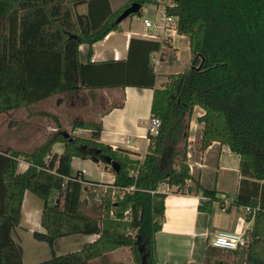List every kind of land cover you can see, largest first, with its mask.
I'll return each instance as SVG.
<instances>
[{
	"label": "trees",
	"instance_id": "1",
	"mask_svg": "<svg viewBox=\"0 0 264 264\" xmlns=\"http://www.w3.org/2000/svg\"><path fill=\"white\" fill-rule=\"evenodd\" d=\"M133 3L140 9L129 17L159 4L130 0L113 11L110 0H0V114L26 109L31 117L44 115L33 105L54 95L137 87L154 90L151 113L161 120L158 133L148 134L143 160L99 141L101 119L73 124L74 130L91 131L90 138L59 130V123L39 145L0 147V264H24L23 248L12 232L21 223L26 190L44 202L45 231L33 236L52 249L50 259L34 264H91L124 247L135 264H159L156 233L163 227L166 199L161 185L201 191L207 200H201L200 211L209 212L214 201L224 200L199 181L185 191L193 179L188 153L196 108L204 112L198 117L203 124L200 150L219 142L239 157L243 179L230 201L255 209L247 214L253 227L246 233L243 264H264V0H172L166 5V14L177 18L176 31L189 37L191 65L168 75L160 88L153 57L169 54L168 40L131 38L125 59L80 58L81 45L91 47L118 30V18ZM82 5L86 13L78 12ZM123 105L124 96L106 110ZM56 144L63 146L62 153L53 151ZM74 157L104 164L114 172V183L98 192L101 183L87 180L81 171L72 174ZM20 158L30 163L22 173ZM108 159L119 165L118 172ZM248 183L251 188L244 191ZM62 190V199L52 203L54 193ZM74 234L100 237L78 252L56 255L55 241Z\"/></svg>",
	"mask_w": 264,
	"mask_h": 264
},
{
	"label": "crops",
	"instance_id": "2",
	"mask_svg": "<svg viewBox=\"0 0 264 264\" xmlns=\"http://www.w3.org/2000/svg\"><path fill=\"white\" fill-rule=\"evenodd\" d=\"M110 3L112 10L117 11L127 2L122 5L116 3V6L112 0H110ZM79 7H83L82 10L78 8L79 13L87 12L86 5ZM144 18L155 21L150 17V11L142 12L141 16L128 17L121 23L118 30L111 32L104 40L94 44L92 53H90L88 45H81V61L87 62L89 58L92 61L125 59L128 54L130 39L143 38L141 34L145 31ZM169 32L171 34L168 38L170 43L169 54L164 55V59L166 56L169 59L176 56L178 61L184 57L191 62L189 37L178 33L176 30H170ZM165 62L163 60V69L161 70V75L164 77L162 78L157 74L156 88H160L167 83L168 75L189 68L171 72V69L174 67L176 69L183 63L166 65ZM112 92L120 95V99L124 96V105L110 111L106 110L107 107L103 110L99 118L103 123V131L99 141L110 145L113 149L121 148L125 150L133 159L143 160L149 147L148 123L152 115L151 107L154 90L126 87L124 90L117 89L112 90ZM200 110L202 113H199L198 116L204 113L202 109ZM193 126L198 129V124L195 123L194 125V121L191 128ZM191 130L188 164L193 179L187 181L185 191L189 187H194V181H199L203 187L215 189L216 195L220 199L227 195L230 197L236 196L240 191L243 179L239 170V157L228 146L219 142H213L205 150H200L196 134L194 133L192 136L193 131ZM200 135L202 136V132ZM10 145H3V147H17ZM232 162L233 165H231ZM29 165L28 160L20 158L18 172H24ZM71 168L73 175L81 171L87 180L101 183L98 185V192L105 191L107 186L112 185L115 181V174L110 168H106L104 164L96 163L91 159L74 157ZM249 184L243 185L244 191L251 188ZM159 189L166 194L163 227L162 230L156 233V257L159 264H243V252L236 253L232 250H222L211 245V240L220 231L247 233L252 229L253 218L248 220V215L244 214L242 207L231 203L226 210H223L222 203L214 201L209 212L200 211L198 207L203 196L201 191L183 192L178 191L176 187H169L165 184L161 185ZM63 195L64 190L54 193L53 196L57 201L59 197L62 199ZM43 207L44 202L42 199L29 190L25 191L21 223L12 232L14 240L23 248L24 264H34L52 257V249L48 243L38 241L33 236L35 231H45L41 225ZM99 237V234L65 236L55 241L53 251L58 256L78 252L85 245L94 243ZM227 252L229 256L224 255ZM91 264L135 263L131 250L124 247L110 252L102 258L92 260Z\"/></svg>",
	"mask_w": 264,
	"mask_h": 264
},
{
	"label": "rangeland",
	"instance_id": "3",
	"mask_svg": "<svg viewBox=\"0 0 264 264\" xmlns=\"http://www.w3.org/2000/svg\"><path fill=\"white\" fill-rule=\"evenodd\" d=\"M114 5L118 3V5L125 4L130 0H112ZM158 6L154 4H148L142 8V12L150 11V17L158 21L161 19L163 14V7L165 5L172 4V0H158ZM116 6V5H115ZM124 6V5H123ZM83 7H79V10H82ZM156 17V18H155ZM158 30L155 29L154 33H157ZM98 43V42H97ZM96 44V43H95ZM93 51V46H88ZM84 51V48H83ZM81 53V52H80ZM165 60V59H163ZM166 65H175L179 63H183L180 67L176 69H171V72H178L187 69L190 67L191 62L186 60V58L182 57L180 61L175 57L172 59L165 60ZM190 62V65H189ZM163 62L161 64L160 69H158L157 73L161 75V70ZM185 68V69H184ZM121 96L116 95L109 89H82L78 92H74L71 94H58L51 96L45 100L38 102L33 105V110H43L45 111L44 115L37 114L35 116H29L26 109H20L16 111H10L0 114V147L3 145L8 146L12 144L13 146H17L18 148H24L26 146H36L39 145L43 140L44 136L48 135L50 132L55 131L52 128L58 127L59 130L63 129L67 131L71 135L80 136L90 138L92 136V132L83 129H73V124L76 121L81 120H94L99 121V118L103 112V110L110 105V103L120 100ZM195 113L192 116V120L198 124V129L191 128L193 121L191 122L190 130L192 132V136L195 133L197 142L200 141V136L203 128V124L199 122L198 115L201 114L202 111L200 109H196ZM52 113L56 116H52ZM60 123V124H59ZM201 124V128H200ZM55 129V128H54ZM202 137V136H201ZM3 144V145H2ZM31 144V145H30ZM10 145V146H12ZM200 145V144H199ZM54 152L60 153L63 152V146L61 144H56L53 148ZM233 165V162L231 163ZM230 199V196L228 197ZM55 198L52 196L51 202L55 203ZM246 207H242L244 214H254V213H246ZM252 209V208H251ZM224 255L229 256L228 252Z\"/></svg>",
	"mask_w": 264,
	"mask_h": 264
},
{
	"label": "built area",
	"instance_id": "4",
	"mask_svg": "<svg viewBox=\"0 0 264 264\" xmlns=\"http://www.w3.org/2000/svg\"><path fill=\"white\" fill-rule=\"evenodd\" d=\"M172 5V4H170ZM166 6V5H165ZM165 6L163 7L164 16L158 21H152L148 18H144L143 23L145 27V31L141 34L143 38L158 40L163 42L164 40H168L170 34V30H176L177 26V18L174 16H169L166 14ZM157 29L160 31L159 33H154V30ZM117 57V56H116ZM164 59V55L161 53H157L154 57V67L157 73ZM169 57L166 56L165 60H168ZM158 74V73H157ZM161 126L160 118L151 115L148 123V134L156 135ZM134 189V186H131L127 189V191H131ZM202 200H207L206 197L202 196ZM231 204L230 199L224 197L223 200V210H226L227 206ZM246 213H254L255 209H251L250 207L245 208ZM211 245L215 248L222 250H239L243 252L249 245V238L246 232L239 231H220L217 235L211 240Z\"/></svg>",
	"mask_w": 264,
	"mask_h": 264
},
{
	"label": "water",
	"instance_id": "5",
	"mask_svg": "<svg viewBox=\"0 0 264 264\" xmlns=\"http://www.w3.org/2000/svg\"><path fill=\"white\" fill-rule=\"evenodd\" d=\"M140 9V5L137 3H133L130 7H128L118 18V22H123L125 18H128L131 14L136 13ZM108 162L111 163L112 168L115 172L119 171V165L116 162H111V160L108 159Z\"/></svg>",
	"mask_w": 264,
	"mask_h": 264
}]
</instances>
